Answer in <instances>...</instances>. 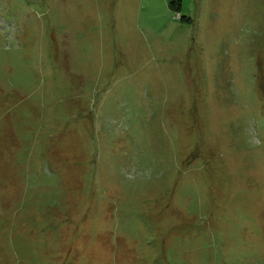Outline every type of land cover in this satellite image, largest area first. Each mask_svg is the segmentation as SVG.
<instances>
[{"label":"rangeland","instance_id":"1","mask_svg":"<svg viewBox=\"0 0 264 264\" xmlns=\"http://www.w3.org/2000/svg\"><path fill=\"white\" fill-rule=\"evenodd\" d=\"M168 1L0 0V264H264V0Z\"/></svg>","mask_w":264,"mask_h":264},{"label":"trees","instance_id":"2","mask_svg":"<svg viewBox=\"0 0 264 264\" xmlns=\"http://www.w3.org/2000/svg\"><path fill=\"white\" fill-rule=\"evenodd\" d=\"M179 0H169L168 1V7L172 10V11H179V8H177L179 5ZM183 16L181 15V18H179V20H182Z\"/></svg>","mask_w":264,"mask_h":264},{"label":"bare ground","instance_id":"3","mask_svg":"<svg viewBox=\"0 0 264 264\" xmlns=\"http://www.w3.org/2000/svg\"><path fill=\"white\" fill-rule=\"evenodd\" d=\"M222 205V204H221ZM222 208V207H221Z\"/></svg>","mask_w":264,"mask_h":264}]
</instances>
